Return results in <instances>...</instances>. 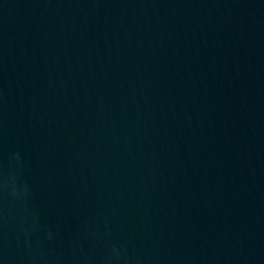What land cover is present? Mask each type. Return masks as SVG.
Returning a JSON list of instances; mask_svg holds the SVG:
<instances>
[{"label": "water", "instance_id": "1", "mask_svg": "<svg viewBox=\"0 0 264 264\" xmlns=\"http://www.w3.org/2000/svg\"><path fill=\"white\" fill-rule=\"evenodd\" d=\"M0 264H264V0H0Z\"/></svg>", "mask_w": 264, "mask_h": 264}]
</instances>
